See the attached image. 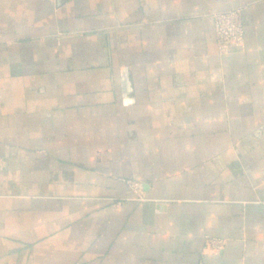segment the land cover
<instances>
[{
  "label": "crops",
  "instance_id": "0c3cea01",
  "mask_svg": "<svg viewBox=\"0 0 264 264\" xmlns=\"http://www.w3.org/2000/svg\"><path fill=\"white\" fill-rule=\"evenodd\" d=\"M0 264H264V0H0Z\"/></svg>",
  "mask_w": 264,
  "mask_h": 264
},
{
  "label": "rangeland",
  "instance_id": "374dc122",
  "mask_svg": "<svg viewBox=\"0 0 264 264\" xmlns=\"http://www.w3.org/2000/svg\"><path fill=\"white\" fill-rule=\"evenodd\" d=\"M233 11L235 12V16L232 17L233 25L229 28V32L233 33L234 36H238L240 33L242 39L238 40L237 43L231 44L228 43V46H224L225 42H220L218 34H217V21L219 20L218 15L223 12ZM211 16L213 19L214 24V31H215V37H216V44H217V52L220 56H223L225 54H229L233 51H242L246 48V30L243 20V7L242 6H235L224 10H217L211 12ZM221 25L224 24L225 20L221 17ZM129 182L133 183V189L139 193V190H141V185L138 181H134L129 179ZM228 239L222 236H216L211 234H205L204 235V246L207 250L214 252V253H220L222 250H224Z\"/></svg>",
  "mask_w": 264,
  "mask_h": 264
},
{
  "label": "built area",
  "instance_id": "2783aa9c",
  "mask_svg": "<svg viewBox=\"0 0 264 264\" xmlns=\"http://www.w3.org/2000/svg\"><path fill=\"white\" fill-rule=\"evenodd\" d=\"M235 16V12L228 11L218 15L219 20L217 21V34L220 42H225L224 46H228V43L235 44L237 39H242L241 33L238 36H234L233 33L229 32V28L233 25L232 17ZM221 17L225 20L224 24L221 25Z\"/></svg>",
  "mask_w": 264,
  "mask_h": 264
}]
</instances>
